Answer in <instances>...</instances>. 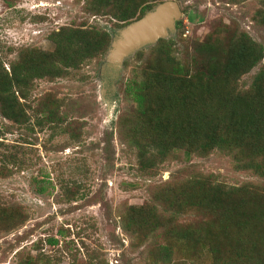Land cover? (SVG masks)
<instances>
[{
  "label": "rangeland",
  "instance_id": "374dc122",
  "mask_svg": "<svg viewBox=\"0 0 264 264\" xmlns=\"http://www.w3.org/2000/svg\"><path fill=\"white\" fill-rule=\"evenodd\" d=\"M175 1L181 12L176 20L179 28L163 38L174 42L171 56L181 60L185 50L191 51L189 42L206 39L220 24L229 32L246 33L262 45L264 52L263 0ZM88 2L0 0L3 68L9 72L10 63L28 48L52 51L50 35L60 27L97 28L108 32L111 41L121 22L111 15L92 12ZM188 15L195 22L189 21ZM156 42L125 57L118 71L110 72L105 66L108 46L103 54L83 59L75 68L66 67L64 76L35 78L26 88V98H19L27 121L17 125L0 115V156H14L13 162H4L8 173L0 176V203L18 209L22 218L9 230L0 231V264H23L27 259L39 264L37 258L49 259L50 264H162L148 256L149 245L162 242L160 234L153 237L155 241L139 234L131 247L135 239L122 229L121 212L129 206L152 205L158 211L165 208V216L170 217L167 209L171 208L167 206L174 203L173 199L168 197L162 204L153 197L159 188L171 192L169 183L191 181L195 186L223 188L264 186L263 176L238 166L243 161L239 150L214 148L206 154L186 155L179 149L143 168L138 149L122 135L120 121L136 111V104L123 91L130 78L139 80L144 60L155 52ZM138 51L141 54L135 55ZM260 69H264V55L236 79L235 88L247 90ZM144 77L141 74L140 78ZM39 101L60 122L43 120L37 113ZM152 138H137L147 144L143 154L146 162L159 144L152 145ZM204 214L198 209L177 213L174 225H196L206 217ZM51 237L57 244L48 243ZM229 247L222 249L224 254ZM194 248L196 251L187 258L182 252L174 253L171 264H213L207 245Z\"/></svg>",
  "mask_w": 264,
  "mask_h": 264
},
{
  "label": "trees",
  "instance_id": "16d2710c",
  "mask_svg": "<svg viewBox=\"0 0 264 264\" xmlns=\"http://www.w3.org/2000/svg\"><path fill=\"white\" fill-rule=\"evenodd\" d=\"M161 1L89 0L86 5L94 13L111 15L121 22L117 26L123 27ZM187 19L195 22L192 15ZM179 23L175 22L176 29ZM261 23L264 24L263 14ZM225 29L220 24L206 39L189 42L191 51L185 50L181 60L170 55L172 40L158 39L155 52L146 57L140 69L139 76L144 74V79L132 77L124 85L123 93L136 104V111L120 121L125 129L122 135L138 149L143 168L175 150L189 155L206 154L217 148L239 150L243 161L238 166L264 177V69L253 75L247 90L235 88L236 79L262 59L263 47L244 32ZM50 39L54 42L52 51H20L10 63L9 72L0 60V115L17 125L27 121L19 98H26V88L33 79L64 76L66 67L75 68L83 59L103 54L110 41L108 32L97 28L60 27ZM140 54L141 51L135 53ZM39 106L37 113L42 114L43 120L60 122L45 103L39 101ZM140 135L153 136L152 145L159 142L150 162L144 160L147 144L139 143ZM13 160V154L0 156V176L8 173L4 162ZM175 183L168 184L171 192L159 188L153 196L162 204L168 197L173 199L174 203L167 206L171 208L167 209L170 217L165 216V208L158 211L152 205L129 206L121 212L122 229L135 239L131 247L139 234L152 240L160 234L162 242L149 245L148 256L153 262L171 264L174 253L182 252V257L187 258L196 251L195 245H207L213 264H264V186L223 188L195 186L191 181ZM189 209L203 210L206 217L196 225H174L175 214ZM21 221L18 209L0 203V231ZM47 241L57 244L53 237ZM227 246L231 248L224 254L222 249ZM37 259L39 264H50L49 259ZM23 264L33 263L27 259Z\"/></svg>",
  "mask_w": 264,
  "mask_h": 264
},
{
  "label": "water",
  "instance_id": "95a60500",
  "mask_svg": "<svg viewBox=\"0 0 264 264\" xmlns=\"http://www.w3.org/2000/svg\"><path fill=\"white\" fill-rule=\"evenodd\" d=\"M180 15V7L175 0H163L140 18L119 28L105 56L106 68H110V72L118 71L125 57L172 33Z\"/></svg>",
  "mask_w": 264,
  "mask_h": 264
}]
</instances>
